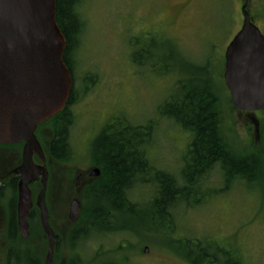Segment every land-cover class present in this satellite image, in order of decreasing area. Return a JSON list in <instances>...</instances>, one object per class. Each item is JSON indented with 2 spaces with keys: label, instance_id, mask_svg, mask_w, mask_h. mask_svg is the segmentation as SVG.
Segmentation results:
<instances>
[{
  "label": "rangeland",
  "instance_id": "obj_1",
  "mask_svg": "<svg viewBox=\"0 0 264 264\" xmlns=\"http://www.w3.org/2000/svg\"><path fill=\"white\" fill-rule=\"evenodd\" d=\"M184 1L80 0L77 4L83 26L71 58L74 94L67 130L74 149L72 158L57 168L63 182H56L54 216L60 237L55 256L59 264H195L184 256L201 260L205 253H218L223 259L218 250L237 258L240 264H264V165L251 184L237 180L227 187L222 172L212 168L201 183L209 189L208 197L191 196L198 201L191 206L184 200L174 203L167 208L168 221L155 218V226L146 224L144 209L136 206L126 213L110 211L115 220L109 216L107 223L114 229L89 227L92 214L86 213L83 195L91 184L85 185L76 177L80 172L92 173L93 155L84 147L91 145V137L110 119H125L132 125L152 120V135L145 146L148 165L180 178L187 135L158 110L166 100L174 102L183 92L181 81L187 91L200 84L197 80L193 83V77L211 78L220 99L217 109L227 141L243 153L256 146L253 124L246 112L233 107L223 80L224 51L241 26L243 0H187L183 5ZM248 10L264 34V0H249ZM136 49L143 50L142 58L149 52L150 59L145 58L142 65L133 62L131 55ZM257 116L264 120V111ZM52 130L50 123L40 126L38 138L49 141ZM20 151V147L0 150V177L18 162ZM140 180L126 195L132 203L146 205L155 192L154 173ZM93 191L98 192L96 186ZM13 192L9 185L1 192L4 222V209L10 208ZM73 199L81 202V209L71 220ZM92 199L93 206L100 200L96 196ZM77 224L81 229L88 227V232L71 247L70 232ZM38 236L34 232L29 240L21 238V244L43 264L47 242ZM4 243L0 241V264L9 263H5Z\"/></svg>",
  "mask_w": 264,
  "mask_h": 264
},
{
  "label": "trees",
  "instance_id": "obj_2",
  "mask_svg": "<svg viewBox=\"0 0 264 264\" xmlns=\"http://www.w3.org/2000/svg\"><path fill=\"white\" fill-rule=\"evenodd\" d=\"M79 1L55 0V21L66 41L63 59L71 73L72 80V52L83 26L77 12ZM136 43L139 47V42L136 41ZM142 52V49H136L131 55L132 61L142 65L145 63V58L150 59L151 54L149 52H144L147 55L145 58H142ZM199 70L201 68H196V71ZM196 80L200 81V84H197L195 88H189L187 91H185L187 87L181 81L183 92L177 94V99L174 102L166 100L167 103H164L158 110L159 114L178 124L179 128L187 135V144L183 148L185 153L184 166L180 178L148 165L147 159L149 160V157L147 154L149 151L147 152L145 146L152 135V120L144 124L132 125L125 119L113 118L94 136L91 146H94L96 152L92 155L95 158L101 156L104 159V171L110 181L105 184L102 183L97 193H94V191L92 193L91 189H87L83 196V200L87 201L86 213L88 214L91 211L92 214L89 227L90 224H93L96 229L104 226L114 229L112 224L108 225L107 223L109 216L115 220V216L110 211L116 210L118 213H126L134 210L133 208L136 206L144 209L142 219L146 224L154 225L155 218L166 221L167 218H170L167 208L174 203L184 200L191 206L190 204L194 205L198 202L197 199L192 200L191 196L208 197L207 191L209 189L201 187V183L205 178V174L215 167L222 172L226 187L229 183L237 180L245 182V185L253 182L256 177L255 173L260 172L261 167L264 165V120L261 121V134L263 137L260 146H255L254 149H250L245 153L231 147L222 129L221 115L217 109V101H220L217 88L211 78L193 77V83H196ZM73 94L74 88L72 86L64 109L46 121V123H52L55 133L53 139L47 141L46 144L39 138L43 148L46 146L48 150L49 146L53 147L55 156L64 154V150L68 146L67 130L71 121L68 107L72 103ZM39 129L38 126L36 130L37 137H39ZM17 145L20 147L19 143L0 146L13 147ZM152 172L154 173L155 192L148 203L140 205L129 201L126 192L135 183H139L140 178V182H142L147 174ZM93 196L100 199L94 202L96 204L94 206ZM103 198H105L103 203L98 202ZM85 209H83L82 216L85 214ZM79 227L80 224H77V229L70 232L69 242H71V247L72 244L80 240L81 236L88 232V227L82 229ZM12 232V230L11 232L9 230L7 237L4 239L8 244H12L9 247L12 250L5 255V263L9 262L8 264H11V260H15L14 264H41L35 253H30L27 248L20 249L16 245L13 236L11 237ZM218 252H223V259L218 257V253H205L201 260H193L190 254H188V257H184L195 264H213L216 262L217 264H240L237 258L233 259L226 251L218 250Z\"/></svg>",
  "mask_w": 264,
  "mask_h": 264
},
{
  "label": "water",
  "instance_id": "obj_3",
  "mask_svg": "<svg viewBox=\"0 0 264 264\" xmlns=\"http://www.w3.org/2000/svg\"><path fill=\"white\" fill-rule=\"evenodd\" d=\"M247 5L248 0H243L241 27L225 49L223 78L232 105L254 112L264 109V35ZM65 46L55 21V0H0V144L24 143L22 163L12 171L20 177L17 222L24 238L29 236L27 216L33 205L29 184L41 177L35 203L47 238L43 264H53L55 233L45 202V156L35 129L60 112L70 96L72 78L63 59ZM252 120L258 140L259 121ZM34 153L41 165L33 162ZM91 174L98 176L99 170L94 168ZM80 209L81 203L73 199L69 218L78 216Z\"/></svg>",
  "mask_w": 264,
  "mask_h": 264
},
{
  "label": "flooded vegetation",
  "instance_id": "obj_4",
  "mask_svg": "<svg viewBox=\"0 0 264 264\" xmlns=\"http://www.w3.org/2000/svg\"><path fill=\"white\" fill-rule=\"evenodd\" d=\"M187 0L183 2V5L186 4ZM180 6V5H179ZM182 8V7H181ZM180 9V8H179ZM261 111H257L256 113H260ZM253 115L252 114H246V117H248L251 120V117ZM52 124V123H51ZM54 130V129H53ZM52 130L51 135H50V140L53 139L54 136V131ZM94 136L91 137V139L89 140L91 143V140H93ZM47 144V141L44 142ZM20 144V156L18 157V162L16 164L13 163L12 168H8L6 169L4 172H6L3 176H1L0 178V196H1V192L2 189L6 186H11L14 189L13 195L9 201V204L11 206H9L10 208L6 210V208L4 209V220L5 222L2 220L3 217V212L0 211V234H2L3 238H0L1 243H4V239L7 237L6 235H8L9 230L11 232V230L13 231L11 234V237L13 236L14 241H16V245L19 246L20 249L24 248L21 238L25 239V240H29L32 237V234L34 232H36L39 236V238H42L46 241V236L42 231V228L40 226V219H39V210L35 204V199L36 196L41 188V177L37 180H34L32 182H30L29 184V188L31 190V195H32V201H33V205L29 211V214L27 216V223L29 226V237L28 238H23L20 235L19 232V228H18V222H17V212H16V208H17V183L19 180V175L14 174L12 171L13 169L19 167L22 163V149H23V143H19ZM13 147H19L17 146H13ZM11 147H5V146H0V150L3 151V149H8ZM72 149H74L71 145L70 142L68 141V146H66V149L64 150V154H62L61 156H55L53 153V147L49 146L48 150L45 146V148H43V152H44V156H45V163L44 166L47 169V179H46V189H45V202H46V206L48 209V214H49V225L51 226V228L53 229L54 233H55V254L56 251L58 250L57 246L59 243V235L56 231L57 229V223L55 220V210H57V190H56V182H63L64 177L61 174V172L58 170L60 169L59 166H63V164L66 161H69L72 158ZM77 149V148H75ZM84 149H86L88 151V154H93L94 152H96V149L94 148V146L89 145H85ZM90 157V156H89ZM33 160L34 162H36L35 164H39L41 165L42 162L39 160V157L37 154H33ZM90 162L92 163L90 165V167L92 168H97L99 170V176H93L91 175V170L87 171V173H78L79 175H77L76 178L80 177V181L83 184H91L89 189H93L94 186L97 187V190L101 187L102 183H108L110 181V178L106 175L104 168H105V161L104 159H102V157L100 156L99 158H91L90 157ZM53 163L55 164V167H53ZM58 168V169H57ZM93 170V169H92ZM61 177V178H60ZM96 177V178H95ZM98 181V182H97ZM14 196V197H13ZM16 196V197H15ZM84 196V195H83ZM66 214L64 215V218H66V216L68 217V211L65 212ZM68 218H66L67 220ZM77 229V225L73 227V229H71V231H74ZM24 241V240H23ZM25 242V241H24ZM28 243V242H27ZM12 244H8L7 241H5L4 243V247L3 250H5V254H7V252H9L10 250H12L11 248H9ZM17 249V248H16ZM46 250V246L44 247V252ZM16 251V250H15ZM12 252V251H11ZM45 256V255H44ZM53 264H59V261H57L56 256L54 255V262Z\"/></svg>",
  "mask_w": 264,
  "mask_h": 264
}]
</instances>
